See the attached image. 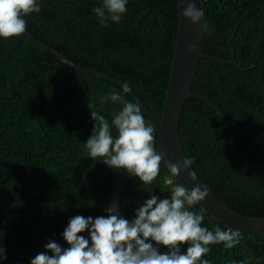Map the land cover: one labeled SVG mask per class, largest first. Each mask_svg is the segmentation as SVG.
Masks as SVG:
<instances>
[{
    "label": "trees",
    "instance_id": "obj_1",
    "mask_svg": "<svg viewBox=\"0 0 264 264\" xmlns=\"http://www.w3.org/2000/svg\"><path fill=\"white\" fill-rule=\"evenodd\" d=\"M207 53L202 57L179 125L184 151L206 185L230 208L264 217V0H200ZM100 0H42L25 17L27 30L84 66L123 79L161 119L178 28V0H129L122 21L99 25L91 9ZM121 86L71 67L21 37L0 38V243L8 259L30 264L75 215H107L117 173L85 157L92 134L90 110L111 121L122 105L101 108L98 97ZM137 102L129 93L126 97ZM90 109H89V107ZM142 109V108H141ZM146 123H151L142 109ZM153 126V125H152ZM154 128V126H153ZM156 148L157 132L154 128ZM132 177L120 204L131 219L150 193ZM179 182L162 159L152 193L166 198ZM180 184V183H179ZM203 225L229 228L201 204ZM233 249L211 245L209 264H264V235L241 233ZM187 244L182 246L186 250ZM162 246L161 252L165 251Z\"/></svg>",
    "mask_w": 264,
    "mask_h": 264
},
{
    "label": "clouds",
    "instance_id": "obj_2",
    "mask_svg": "<svg viewBox=\"0 0 264 264\" xmlns=\"http://www.w3.org/2000/svg\"><path fill=\"white\" fill-rule=\"evenodd\" d=\"M42 0H0V38L20 37L27 30L25 17L41 11ZM183 17L197 24L203 12L195 0H184ZM129 0H100L91 9L102 27L110 22L119 24L127 13ZM181 5V4H180ZM193 46H189L192 50ZM131 92L127 84L99 95L101 108L107 104L122 107L109 121L98 111H92V134L83 143L85 157L102 162L117 173H128L141 181L150 195L137 202L131 219L117 214L116 205L106 207L107 215L69 218L61 236L67 246L55 239L43 245L44 251L30 259V264H209L205 258L211 245L233 249L242 242L239 230L203 225L204 215L190 210L209 195L206 188L195 184L191 189L176 184L167 191L166 198L152 193L151 186L160 173L162 156L156 148L152 124L146 123L138 102L126 97ZM89 107V105H88ZM90 109V107H89ZM192 160L166 162L172 176L192 165ZM195 181V173H188ZM187 244L186 250L182 246ZM166 250L161 252L160 247ZM8 259L5 246L0 243V262ZM240 264H260V259L248 257Z\"/></svg>",
    "mask_w": 264,
    "mask_h": 264
},
{
    "label": "water",
    "instance_id": "obj_3",
    "mask_svg": "<svg viewBox=\"0 0 264 264\" xmlns=\"http://www.w3.org/2000/svg\"><path fill=\"white\" fill-rule=\"evenodd\" d=\"M195 3L197 8L202 11L201 1L195 0ZM184 7H186L184 0H178L177 36L169 82L166 88V100L164 103L161 119H158L153 114L143 99H141L136 91L123 79L96 68L87 67L75 62L61 51L55 49L48 43L33 35L29 30H26V32L20 37L62 61L66 68L71 67L86 74L99 76L113 81L120 86L127 84L131 89L130 94L141 105V108L147 114L157 132L158 154H160L162 159H164L166 162H182L188 157L184 151L180 139L179 125L187 100L190 97H199L213 105L221 115H225L221 107L213 102L210 98L192 91L193 82L195 80L202 57L215 58L227 64H236L235 56H233L232 59H225L220 56L207 53L204 50V18L202 16L201 21L197 24L191 23L190 20L184 18L182 15ZM189 46H193L192 50H189ZM190 171L195 173V181L190 179L188 175ZM132 177L134 176L125 172L116 182L111 194V204H115L117 214L122 215L125 218L127 217L122 212L120 198L124 187ZM175 179L180 184L185 185L189 189L194 187L195 184H200L202 188H206L209 195L200 204L202 208L207 213L211 214L215 219L226 224L228 227L239 230L240 233L264 235V217L246 216L230 208L223 201H221L219 197H217L206 185V183L201 179L199 174L194 169L193 165H191L187 170L182 171L178 177H175ZM161 249L162 246L160 247V251Z\"/></svg>",
    "mask_w": 264,
    "mask_h": 264
}]
</instances>
